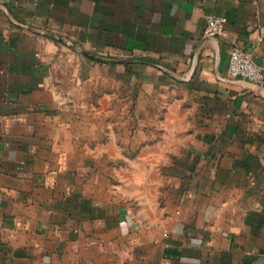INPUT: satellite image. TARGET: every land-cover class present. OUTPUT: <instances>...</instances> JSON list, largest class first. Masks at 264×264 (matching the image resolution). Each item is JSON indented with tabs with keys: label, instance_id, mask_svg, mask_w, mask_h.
I'll use <instances>...</instances> for the list:
<instances>
[{
	"label": "crops",
	"instance_id": "1",
	"mask_svg": "<svg viewBox=\"0 0 264 264\" xmlns=\"http://www.w3.org/2000/svg\"><path fill=\"white\" fill-rule=\"evenodd\" d=\"M233 46L264 68V0H0V264H264V85ZM159 84L200 117L165 182L135 168Z\"/></svg>",
	"mask_w": 264,
	"mask_h": 264
},
{
	"label": "rangeland",
	"instance_id": "2",
	"mask_svg": "<svg viewBox=\"0 0 264 264\" xmlns=\"http://www.w3.org/2000/svg\"><path fill=\"white\" fill-rule=\"evenodd\" d=\"M174 80H176V82L181 81L176 78H174ZM166 85L167 84H159L158 91L153 94L152 98L149 96V99L147 97L143 99V102H146L144 105H151V110L143 111L142 118L148 121L153 120L154 125L152 127H143L141 135L143 140L146 135H152L154 140H158L156 142L157 144L151 146L148 142H144L143 160H132L136 163L135 168L141 167L143 173L146 172V174L150 173L152 163L157 161V166L160 168L157 172L160 179L163 176L165 177L164 182L167 181L168 178L165 167L167 163V152H176L178 155H181L182 151L190 150L186 147V142H188L187 137L189 134H195L198 131L199 128L197 125L200 120L199 111L194 105L193 98H185L181 87H172L175 92V94H173L172 89L167 91L165 88ZM161 87L164 89H161ZM126 117L128 119H133L136 117V112L128 111L126 112ZM196 137L193 135L191 136L192 140ZM189 144H191V142ZM156 147L159 153L158 159L153 158ZM196 147H198V144H196L195 148ZM132 161L127 160L124 162V160H122L119 162L118 159H112V166L118 168V163H120L119 167L123 165L126 167L133 166V164H130ZM170 161H172V159H170ZM145 177L149 178V176ZM163 192L164 191H162V195L159 197L160 202H166Z\"/></svg>",
	"mask_w": 264,
	"mask_h": 264
},
{
	"label": "built area",
	"instance_id": "3",
	"mask_svg": "<svg viewBox=\"0 0 264 264\" xmlns=\"http://www.w3.org/2000/svg\"><path fill=\"white\" fill-rule=\"evenodd\" d=\"M206 34L222 40H228L229 32L226 26V19L222 16L208 15ZM129 57L115 56L114 59H125ZM227 78L229 80L245 79L249 82L264 85V68L258 66L252 57L241 50L238 46H233L229 51Z\"/></svg>",
	"mask_w": 264,
	"mask_h": 264
},
{
	"label": "water",
	"instance_id": "4",
	"mask_svg": "<svg viewBox=\"0 0 264 264\" xmlns=\"http://www.w3.org/2000/svg\"><path fill=\"white\" fill-rule=\"evenodd\" d=\"M90 56L98 61L108 62V63H126L127 64V63L141 61L140 59H137V58L111 59V58L101 57L98 55H90Z\"/></svg>",
	"mask_w": 264,
	"mask_h": 264
}]
</instances>
